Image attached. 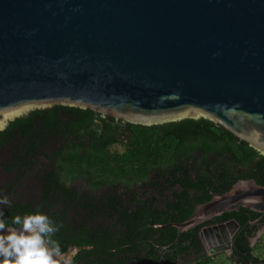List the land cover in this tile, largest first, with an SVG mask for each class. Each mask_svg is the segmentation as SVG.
<instances>
[{
	"label": "water",
	"instance_id": "1",
	"mask_svg": "<svg viewBox=\"0 0 264 264\" xmlns=\"http://www.w3.org/2000/svg\"><path fill=\"white\" fill-rule=\"evenodd\" d=\"M57 105L205 118L264 154V0H0V131ZM241 208L264 216V186L240 180L174 227Z\"/></svg>",
	"mask_w": 264,
	"mask_h": 264
},
{
	"label": "flooded vegetation",
	"instance_id": "2",
	"mask_svg": "<svg viewBox=\"0 0 264 264\" xmlns=\"http://www.w3.org/2000/svg\"><path fill=\"white\" fill-rule=\"evenodd\" d=\"M55 114L63 120L48 122L33 111L24 116L25 124L12 126L14 120L0 131V195L12 200L11 206L0 207L8 218L36 211L51 215L65 229V251L82 248L75 264H107L98 262L99 257L111 254L120 259L114 264H142L140 257L161 264L175 258L176 264H187L220 254L238 257L236 241L242 235L251 248L264 242V216L242 212L238 219L222 215L178 233L174 226L193 214L206 196L204 189L214 194L209 181L200 187L198 170H176L164 163L153 170L106 171L110 176L102 178L100 171L82 163L96 159L92 146L98 139L74 132L70 119L80 115ZM95 119L91 128L106 133L109 120ZM125 143L127 139L108 140L104 149L120 153ZM71 146L80 156L69 155ZM88 244L93 245L90 251Z\"/></svg>",
	"mask_w": 264,
	"mask_h": 264
},
{
	"label": "trees",
	"instance_id": "3",
	"mask_svg": "<svg viewBox=\"0 0 264 264\" xmlns=\"http://www.w3.org/2000/svg\"><path fill=\"white\" fill-rule=\"evenodd\" d=\"M35 111L43 115L44 120L48 122L63 120L62 117L55 116L56 112L58 115L63 112L80 115L81 117H71L70 119L74 132L81 133L83 137L98 139V145L92 146V154L96 156V159L93 161L91 157H88L87 160L82 161L83 166L86 169L100 171L102 178L110 176L106 171L153 170L155 167L168 163L176 170L187 169L188 166L198 170L200 187L204 188L205 182L209 181L210 189L214 194L228 192L240 180H255L257 184L264 186V154L259 153L223 127L205 118H186L159 125L143 126L111 117H103L89 109L76 107L57 105ZM96 117L101 122L109 120L106 133L98 134L96 129L91 128L96 123ZM15 120L12 126L26 122L24 117ZM116 138H119V141L127 139L128 143L124 144L123 152L112 154L109 149L105 150L104 148L108 140L113 142ZM75 147L71 146L69 151L72 158L80 156L79 152L74 150ZM81 147L77 146V149ZM86 155H91V153H86ZM201 188H198L199 192H201ZM204 192L206 196L198 204L206 203L214 195L207 192L206 189ZM241 212L252 217L263 216L241 208L240 211L223 214L222 219L237 218ZM247 219L246 215L244 221ZM64 231L65 229L60 226V230L54 238L60 242L62 249L66 250ZM239 241H236V249H240L241 253L236 251L235 253L238 254L236 258L220 254L203 257L194 263L187 264H264V242L251 248L247 236L242 235ZM251 251L256 254L254 257ZM119 260L111 254L108 258L100 256L98 262L114 264L113 262ZM138 260L142 264H161L158 261L142 257ZM176 261L175 258L168 259L164 264H176Z\"/></svg>",
	"mask_w": 264,
	"mask_h": 264
},
{
	"label": "clouds",
	"instance_id": "4",
	"mask_svg": "<svg viewBox=\"0 0 264 264\" xmlns=\"http://www.w3.org/2000/svg\"><path fill=\"white\" fill-rule=\"evenodd\" d=\"M8 195H0V206H11ZM60 226L42 211L9 218L0 207V264H75L79 247L65 251L55 239ZM92 244L86 245L91 250Z\"/></svg>",
	"mask_w": 264,
	"mask_h": 264
},
{
	"label": "rangeland",
	"instance_id": "5",
	"mask_svg": "<svg viewBox=\"0 0 264 264\" xmlns=\"http://www.w3.org/2000/svg\"><path fill=\"white\" fill-rule=\"evenodd\" d=\"M35 110H36V109H34L33 111H35ZM33 111H31V112H33ZM31 112H29V113H31ZM29 113H28V114H29ZM28 114H26V115H28ZM26 115H25V116H26ZM22 117H24V116H22ZM14 118H15V117H14ZM9 122H10V121H7V123H9Z\"/></svg>",
	"mask_w": 264,
	"mask_h": 264
}]
</instances>
